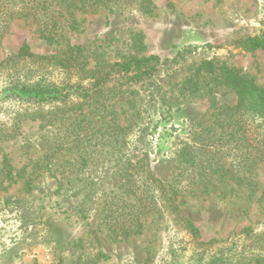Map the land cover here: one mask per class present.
I'll return each mask as SVG.
<instances>
[{
    "label": "rangeland",
    "instance_id": "obj_1",
    "mask_svg": "<svg viewBox=\"0 0 264 264\" xmlns=\"http://www.w3.org/2000/svg\"><path fill=\"white\" fill-rule=\"evenodd\" d=\"M140 6L139 0L78 2L74 28L64 10L51 7L64 37L58 44L40 35V15L15 17L0 33V62L22 43L36 55L86 45L90 62L96 51L109 63L134 53L158 57L150 78L123 83L113 102L120 126L135 122L125 157L143 158L155 176L170 179L179 172L180 146L211 113V96L182 91L187 78L203 82L202 72L195 75L200 63L238 69L264 87V49L246 47L264 34V0H151L149 12ZM134 34L141 42L136 51ZM58 78L55 71L51 79ZM4 80L0 72V85ZM71 80L79 78L72 74ZM213 94L218 105L236 103L223 88ZM7 116L0 121H12ZM41 122L40 113L30 114L13 138L0 140V264H264V161L249 173L253 192L234 187L224 197L219 189L178 196L180 214L198 228V238L163 211L145 219L142 235L113 240L96 226L103 198L118 184L111 166L98 156L84 166H64L71 155L57 150L63 125L42 128Z\"/></svg>",
    "mask_w": 264,
    "mask_h": 264
},
{
    "label": "trees",
    "instance_id": "obj_2",
    "mask_svg": "<svg viewBox=\"0 0 264 264\" xmlns=\"http://www.w3.org/2000/svg\"><path fill=\"white\" fill-rule=\"evenodd\" d=\"M100 1L55 0L52 6V0H0V33L15 17L40 15V35L47 43L58 44L64 37L51 7L64 10L69 26L74 28L77 22L73 10L77 3L92 5ZM139 2L143 11H150L151 0ZM132 37L131 47L136 51L141 42L138 34ZM246 47L264 49V34L250 38ZM89 52L86 45H69L59 54L36 55L27 43H22L14 55L0 62L5 79L0 85V119L12 115V121H0V140L13 138L23 118L40 113L42 128L53 122L63 125L57 150L63 149L71 155L63 162L64 166L80 167L89 158H103L111 166L118 184L101 202L96 215L98 229H105L113 240L140 236L148 216L166 211L174 225L195 239L199 230L180 214L178 196L208 194L219 189V196L224 197L234 187L253 192L254 182L249 173L256 162L264 161L263 86L238 69L212 61L200 63L195 75L198 77L202 72L203 82L187 78L182 82V91L212 97L208 122L195 129L180 146L179 172L170 179L161 178L153 174L143 158L125 157L127 135L135 122L129 120L120 126L113 102L124 93L123 83L128 86L150 78L159 58L134 53L109 63L103 51H96L90 54L93 58L90 62ZM55 71L60 74L58 80L51 79ZM72 74L79 80L72 82ZM85 80L88 82L84 85ZM111 81L115 84L110 85ZM219 88L234 93L236 103L218 105L213 91ZM34 108L36 112H30ZM92 116L99 122L97 125Z\"/></svg>",
    "mask_w": 264,
    "mask_h": 264
}]
</instances>
